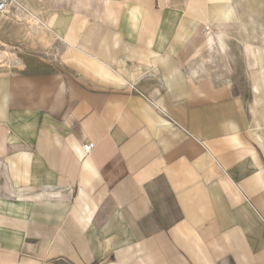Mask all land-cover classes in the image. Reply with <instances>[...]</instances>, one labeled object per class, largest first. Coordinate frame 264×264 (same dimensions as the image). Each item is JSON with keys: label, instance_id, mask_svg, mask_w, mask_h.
Returning <instances> with one entry per match:
<instances>
[{"label": "crops", "instance_id": "crops-1", "mask_svg": "<svg viewBox=\"0 0 264 264\" xmlns=\"http://www.w3.org/2000/svg\"><path fill=\"white\" fill-rule=\"evenodd\" d=\"M68 1L0 75V264H264V22Z\"/></svg>", "mask_w": 264, "mask_h": 264}, {"label": "rangeland", "instance_id": "rangeland-1", "mask_svg": "<svg viewBox=\"0 0 264 264\" xmlns=\"http://www.w3.org/2000/svg\"><path fill=\"white\" fill-rule=\"evenodd\" d=\"M29 1L28 4L25 3L24 7L28 9L29 6H32L37 9L36 11L32 8L31 10L28 9L32 13L29 16L26 15L28 13L25 15H22L23 13L19 14L22 23L8 21L3 17L0 18V75L26 70L34 66L27 64L29 60L43 62L47 58L51 63L53 62L52 56L55 51L53 45L56 46V40H59V38L55 33L47 32L49 38L51 36V43L49 47H45L41 43L40 36L46 30H42L41 27L48 26V20L51 14L53 15V12L49 14L50 9L61 13L68 12L70 10L69 1L43 0L40 3L37 0ZM242 2L245 4L243 8L238 9L236 3H234L235 8L244 15L249 16L252 30L254 32L258 31L261 22H264V0H242Z\"/></svg>", "mask_w": 264, "mask_h": 264}, {"label": "built area", "instance_id": "built-area-1", "mask_svg": "<svg viewBox=\"0 0 264 264\" xmlns=\"http://www.w3.org/2000/svg\"><path fill=\"white\" fill-rule=\"evenodd\" d=\"M27 0H0V17L6 14L18 13L25 6ZM93 143H87L83 146L86 153L94 150Z\"/></svg>", "mask_w": 264, "mask_h": 264}, {"label": "bare ground", "instance_id": "bare-ground-1", "mask_svg": "<svg viewBox=\"0 0 264 264\" xmlns=\"http://www.w3.org/2000/svg\"><path fill=\"white\" fill-rule=\"evenodd\" d=\"M235 3H236V5H237V8L239 9V8H243V6L245 5L243 2H242V0H235ZM31 8H32V10H35L36 11V9L37 8H35V7H32V6H29L28 7V9H30L31 10ZM26 10V7H23V9H21L18 13H14V14H6V15H3V16H1L0 18H6V20H8V21H12V22H15V23H22L23 21H22V19H20L19 18V14H22L23 13V11H25ZM239 12V11H238ZM13 17H15V18H13ZM43 19V18H42ZM41 19V20H42ZM44 24V23H43ZM248 26V25H247ZM259 26V25H258ZM260 27V26H259ZM42 28V30H46V28L43 26V27H41ZM259 29V28H258ZM42 35L40 36V40H41V43L45 46V47H49L50 46V43H51V41H50V38H51V36H50V38H49V36H48V34H47V31H44L43 33H41ZM54 37V36H53ZM263 37V36H262ZM261 37V38H262ZM55 40V39H54ZM264 40V39H263ZM53 42V41H52Z\"/></svg>", "mask_w": 264, "mask_h": 264}]
</instances>
